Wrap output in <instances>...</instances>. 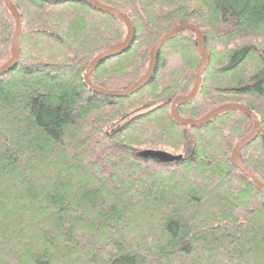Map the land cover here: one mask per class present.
<instances>
[{"label":"trees","instance_id":"obj_1","mask_svg":"<svg viewBox=\"0 0 264 264\" xmlns=\"http://www.w3.org/2000/svg\"><path fill=\"white\" fill-rule=\"evenodd\" d=\"M11 1L22 32L16 66L0 75V264H264V193L231 160L253 121L230 110L188 126L171 114L202 62L196 33L167 40L150 81L112 97L88 88L84 72L125 39L120 19L86 1ZM97 1L127 14L135 35L92 84L132 86L164 34L197 25L209 62L177 112L254 110L261 131L240 157L264 183V0ZM15 28L0 0V66ZM148 149L182 158L140 155Z\"/></svg>","mask_w":264,"mask_h":264},{"label":"water","instance_id":"obj_2","mask_svg":"<svg viewBox=\"0 0 264 264\" xmlns=\"http://www.w3.org/2000/svg\"><path fill=\"white\" fill-rule=\"evenodd\" d=\"M6 7L9 9L11 12L14 20H15V33L13 37V43H12V48H11V58L0 67V75L4 74L6 72H9L12 70L18 60H19V55H20V36L22 32V18L21 14L19 12V9L16 7L15 4L12 3L11 0H3ZM53 1H62V0H53ZM78 1H86L88 2L92 7L106 12L118 19H120L126 26L127 28V35L125 39L121 43H117L113 46H111L108 50L105 52L97 55L91 64L88 66L86 71L84 72V81L87 84L88 88L91 90H94L98 93L112 96V97H125L129 95H133L136 93L138 90H140L142 87H144L152 78L153 73L156 68L157 64V58L159 51L162 47V45L172 37H174L176 34H178L180 31L184 29H190L193 30L197 36H198V47L202 53V62L201 65L196 73L195 76V83L193 86V89L191 92L186 95V96H179L177 97L171 104L170 110L173 119L183 125H188V126H202L210 122L212 119H214L216 116L230 111V110H238L241 111L245 114H247L251 120L253 121V131L249 133L247 136L244 138L240 139L235 147L232 150L231 154V160L236 165L243 173H245L251 181L254 183V185L264 193V183H262L241 161L240 157V152L241 150L250 144L259 134L261 131V122L259 117L257 116L256 112L252 110L251 108L241 105L239 103H227L224 105H221L215 109H212L208 114H206L204 117L200 119H192V118H183L181 117L178 112H177V107L180 104L186 103L192 99H194L198 93V90L200 88L201 82H202V77L203 73L208 65L209 62V54L207 52V49L205 47V38H204V33L203 31L198 28L196 25L192 23H182L177 26H175L173 29H171L168 33L164 34L158 42L153 46L151 52H150V61H149V66L146 74L138 80L135 84L132 86L124 89V90H106L100 87H97L92 84L90 81V74L97 68V66L103 62L106 59H109L111 57L117 56L125 52L129 47L131 46L134 35H135V29L133 26V23L130 19V17L122 12L119 9H116L114 7L102 4L98 2L97 0H78ZM140 155L143 156L144 158H151L158 160L160 162H170L174 160H179L182 158V156L174 155L172 153H169L164 150H153V149H148L140 152Z\"/></svg>","mask_w":264,"mask_h":264},{"label":"bare ground","instance_id":"obj_3","mask_svg":"<svg viewBox=\"0 0 264 264\" xmlns=\"http://www.w3.org/2000/svg\"><path fill=\"white\" fill-rule=\"evenodd\" d=\"M182 24V23H181ZM193 24V23H192ZM195 25V24H194ZM197 26V25H196ZM198 27V26H197ZM199 28V27H198ZM201 29V28H200ZM202 30V29H201ZM197 35V34H196ZM197 38H198V36H197ZM204 38H205V36H204Z\"/></svg>","mask_w":264,"mask_h":264},{"label":"rangeland","instance_id":"obj_4","mask_svg":"<svg viewBox=\"0 0 264 264\" xmlns=\"http://www.w3.org/2000/svg\"><path fill=\"white\" fill-rule=\"evenodd\" d=\"M117 9V8H116ZM127 29V28H126ZM200 50V49H199ZM201 52V51H200ZM202 54V53H201ZM202 58H203V56H202ZM4 65V64H3ZM149 66V65H148ZM1 67V66H0ZM191 101V100H190ZM158 150V149H157ZM170 153V152H169Z\"/></svg>","mask_w":264,"mask_h":264}]
</instances>
